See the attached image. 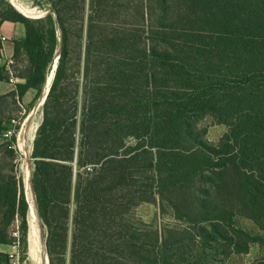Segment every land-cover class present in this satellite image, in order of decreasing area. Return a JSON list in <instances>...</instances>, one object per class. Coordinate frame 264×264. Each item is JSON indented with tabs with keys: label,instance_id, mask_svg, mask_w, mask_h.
I'll return each mask as SVG.
<instances>
[{
	"label": "trees",
	"instance_id": "obj_1",
	"mask_svg": "<svg viewBox=\"0 0 264 264\" xmlns=\"http://www.w3.org/2000/svg\"><path fill=\"white\" fill-rule=\"evenodd\" d=\"M32 1L41 22L0 0V25L25 27L11 72L0 40V85L22 81L0 105L37 99L61 44L30 176L50 264H264V0ZM13 123L0 111L10 150ZM27 200L0 179V264L28 254Z\"/></svg>",
	"mask_w": 264,
	"mask_h": 264
},
{
	"label": "rangeland",
	"instance_id": "obj_2",
	"mask_svg": "<svg viewBox=\"0 0 264 264\" xmlns=\"http://www.w3.org/2000/svg\"><path fill=\"white\" fill-rule=\"evenodd\" d=\"M20 3L25 4L28 8L33 9L36 14L38 12H48L42 7L36 6L32 0H17ZM29 18H38V16H27ZM51 77V73L49 78ZM44 92V90H43ZM41 93L46 95V93ZM40 95V96H41ZM39 96V97H40ZM43 96V97H44ZM39 97L36 99V93H33L31 99H26L25 101H12L11 98H8L2 102L0 105V111L5 118H11L15 120L13 123V128L16 129L17 135V143L14 144V148L10 150L6 144L9 141V138L5 137V135L0 136V179L7 178L8 176H19L23 178L24 182V189L26 198L28 199L29 194L33 197V193L30 187V181L27 178V170L29 176H31L32 172V165H33V144L36 137V133L34 134V139H32L27 145L28 155L26 156L25 153L22 152L21 149V142L25 138L26 130L30 126L32 132L33 129H37L42 121L43 116V105L38 107ZM30 102V103H29ZM34 110H36L34 112ZM205 126L209 127L208 137L212 142H217L219 138L226 132V128L223 126H217L211 123L210 120H206L204 122ZM34 133V132H33ZM32 133V134H33ZM31 134V132H30ZM10 151L14 152V155L10 153ZM85 172H92L88 171L87 169L84 170ZM28 184V186H27ZM28 196V197H27ZM28 201V200H27ZM34 207L35 201L33 199ZM29 216H28V236L31 233V211H30V203H29ZM36 219L33 221L35 225V229L37 230L35 238H39L38 244H35L33 249L34 253L31 256L29 253V245H28V254L26 256L20 255L21 249L17 245H10L8 247H2L1 250L4 253H8L13 256L14 264H50L49 256L47 252V229L43 225L41 219L37 215L36 209L34 211ZM135 214L137 217L142 218L145 222L153 223L157 227H163L167 224H174V219L169 215L161 214L158 205H150L145 204L139 206L135 210ZM38 219V220H37ZM2 220V214H0V222ZM37 220V221H36ZM20 224V218L16 217L13 221L12 225L7 229L8 236H16V232L18 230V225ZM244 225L246 227L249 226V223L245 222ZM40 231V232H39ZM72 231L70 230V238H69V246L71 242ZM44 246V247H43ZM45 250V251H44ZM36 252V253H35ZM69 252V251H68ZM259 252L257 249H253L250 255L247 257V261H251L258 256ZM69 255V254H68ZM18 258H23L21 262Z\"/></svg>",
	"mask_w": 264,
	"mask_h": 264
},
{
	"label": "crops",
	"instance_id": "obj_3",
	"mask_svg": "<svg viewBox=\"0 0 264 264\" xmlns=\"http://www.w3.org/2000/svg\"><path fill=\"white\" fill-rule=\"evenodd\" d=\"M0 32L7 38V40L3 43L5 54L4 59L2 60V63L6 64L8 58H13L14 50L12 40L24 37L25 27L20 23L5 22L0 25ZM21 82V80L17 81V83ZM14 90L15 84L3 83L0 85V95H5ZM33 93L37 94L35 90H30L23 98V101H25L26 99H31Z\"/></svg>",
	"mask_w": 264,
	"mask_h": 264
},
{
	"label": "bare ground",
	"instance_id": "obj_4",
	"mask_svg": "<svg viewBox=\"0 0 264 264\" xmlns=\"http://www.w3.org/2000/svg\"><path fill=\"white\" fill-rule=\"evenodd\" d=\"M16 4H17V10L20 12V13H22L23 15H25V16H38V17H42V16H45V15H47L45 12H38L39 14L37 15L36 14V12L33 10V9H30V8H28L25 4H23V3H20V2H16ZM49 78V77H48ZM47 91H48V88H47V90H46V94H47ZM45 97V96H44ZM44 97L42 98V99H44ZM43 105V102H41L40 104H39V106L38 107H40V106H42ZM34 131V133L32 132V130H31V128H30V126L27 128V130H26V134H25V138H24V140H22V142H21V149H22V152L23 153H25L26 154V156L28 155V151H27V145H28V143L32 140V139H34V134L36 133V128L35 129H33ZM30 132H31V134H30ZM33 133V134H32ZM27 178L30 180V176H29V174H28V170H27ZM25 182V181H24ZM26 183V182H25ZM25 185V184H24ZM30 185V184H29ZM27 186H28V184H27ZM28 197V196H27ZM33 197H31V195L29 194V197H28V202L30 203V211H31V219L34 221L35 219H36V216H35V213H34V211H35V207H34V203H33ZM38 220V219H37ZM36 220V221H37ZM33 221H31L32 223H30L31 224V233L29 234V236H28V245H29V253L31 254V256L33 255V253H34V249H33V247H34V245L35 244H38V242H39V238H35V237H37L36 235V232H37V230L35 229V225L33 224ZM40 232V231H39ZM44 247V246H43ZM45 251V250H44ZM36 253V252H35Z\"/></svg>",
	"mask_w": 264,
	"mask_h": 264
},
{
	"label": "water",
	"instance_id": "obj_5",
	"mask_svg": "<svg viewBox=\"0 0 264 264\" xmlns=\"http://www.w3.org/2000/svg\"><path fill=\"white\" fill-rule=\"evenodd\" d=\"M10 2H11V4H12L15 8H17V4H16L17 0H10ZM27 18H29V17H27ZM29 19H31V20H33V21H36V22H41V21H39V20H37V19H33V18H29ZM61 49H62V46H61V44H60L59 47H58V50H57V56H56V60H55V67H54V70H53V72H52L51 77L48 78L47 82L45 83V86H44V89H43V90H44L43 93H45L46 90H47V88H48L47 94L45 95L44 99H42L43 96H44V94H42V95L39 97V103H38L37 106H39V104H40L41 102H43V105H44V103H45V101H46V98H47L48 92H49V90H50V86H51L52 80H53L54 75H55V71H56L57 66H58V61H59V57H60V54H61ZM35 111H36V110H34V112H35ZM29 181H30V187H31V190H32V193H33V198H34L35 205H36L35 193H34V190H33V188H32V185H31V180H29Z\"/></svg>",
	"mask_w": 264,
	"mask_h": 264
},
{
	"label": "built area",
	"instance_id": "obj_6",
	"mask_svg": "<svg viewBox=\"0 0 264 264\" xmlns=\"http://www.w3.org/2000/svg\"><path fill=\"white\" fill-rule=\"evenodd\" d=\"M46 14H48V12H46ZM0 40H1V42L2 43H4L6 40H7V38L0 32ZM5 53H4V49H3V55H4ZM13 64V58H8L7 59V61H6V66H7V68H8V70H10V66ZM10 72H11V70H10ZM17 79H14V78H12L11 79V84H16L17 83ZM13 136V132H7L6 134H5V137H7V138H11ZM85 169H87L88 171H92V169H93V167L92 166H88L87 168H85ZM17 235V234H16ZM12 256V255H11ZM13 257V256H12Z\"/></svg>",
	"mask_w": 264,
	"mask_h": 264
}]
</instances>
